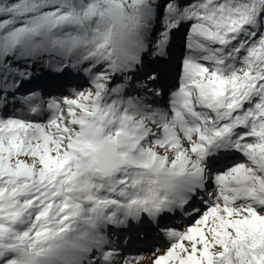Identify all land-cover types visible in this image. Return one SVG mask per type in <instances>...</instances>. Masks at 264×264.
I'll list each match as a JSON object with an SVG mask.
<instances>
[{
  "label": "snow or ice",
  "instance_id": "1",
  "mask_svg": "<svg viewBox=\"0 0 264 264\" xmlns=\"http://www.w3.org/2000/svg\"><path fill=\"white\" fill-rule=\"evenodd\" d=\"M0 264H264V0H0Z\"/></svg>",
  "mask_w": 264,
  "mask_h": 264
}]
</instances>
